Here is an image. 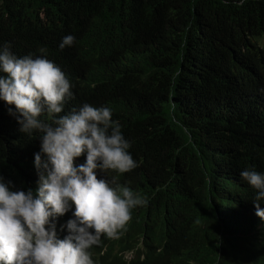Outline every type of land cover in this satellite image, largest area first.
<instances>
[{"label": "trees", "instance_id": "obj_1", "mask_svg": "<svg viewBox=\"0 0 264 264\" xmlns=\"http://www.w3.org/2000/svg\"><path fill=\"white\" fill-rule=\"evenodd\" d=\"M16 1L0 0V45L46 48L75 84L68 102L110 107L148 174L138 183L148 203L120 241L187 245L197 264H264V225L239 175L264 172V0H21L9 11ZM67 34L76 41L61 50ZM82 38L111 60L87 58ZM8 107L0 100V174L25 187L39 133H21Z\"/></svg>", "mask_w": 264, "mask_h": 264}, {"label": "clouds", "instance_id": "obj_2", "mask_svg": "<svg viewBox=\"0 0 264 264\" xmlns=\"http://www.w3.org/2000/svg\"><path fill=\"white\" fill-rule=\"evenodd\" d=\"M28 4L19 0L7 9L18 12ZM30 9L44 18L40 9L23 11ZM75 41L67 34L58 47ZM78 45L89 48L91 60H111V52L91 40L82 38ZM59 64L46 48L17 55L10 42L0 45V100L15 105L7 112L21 133L40 138L27 186L0 174V264H158L159 255L167 264H197L185 253L187 245L146 250L141 240L120 241L132 210L148 203L138 192L148 174L138 170L131 138L110 107L68 102L75 98V84ZM44 114L47 119H41ZM239 175L250 194L249 212L262 228L264 172L244 168ZM102 239L116 240V248L109 253L105 246L95 248Z\"/></svg>", "mask_w": 264, "mask_h": 264}]
</instances>
